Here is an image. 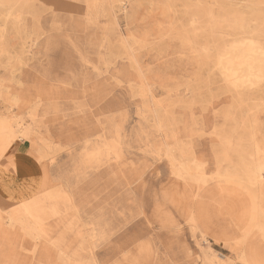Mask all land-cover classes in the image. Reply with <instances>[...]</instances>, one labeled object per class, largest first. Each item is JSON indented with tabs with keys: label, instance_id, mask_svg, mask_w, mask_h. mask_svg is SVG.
Wrapping results in <instances>:
<instances>
[{
	"label": "rangeland",
	"instance_id": "obj_1",
	"mask_svg": "<svg viewBox=\"0 0 264 264\" xmlns=\"http://www.w3.org/2000/svg\"><path fill=\"white\" fill-rule=\"evenodd\" d=\"M0 18V264H264V0Z\"/></svg>",
	"mask_w": 264,
	"mask_h": 264
},
{
	"label": "bare ground",
	"instance_id": "obj_2",
	"mask_svg": "<svg viewBox=\"0 0 264 264\" xmlns=\"http://www.w3.org/2000/svg\"><path fill=\"white\" fill-rule=\"evenodd\" d=\"M10 4H11V2H10ZM9 4V5H10ZM12 5V4H11ZM10 8H12V7H10ZM6 9V8H5ZM3 10V9H2ZM11 10V9H10ZM13 11V10H12ZM4 12H5V10H4ZM3 12V13H4ZM7 12V11H6ZM12 13V12H11ZM7 14V13H6ZM13 14V13H12ZM9 17H11V16H9ZM1 19V18H0ZM11 19V18H10ZM12 20V19H11ZM13 21V20H12ZM8 22V21H7ZM14 22V21H13ZM237 23V22H236ZM2 24V23H1ZM4 24V23H3ZM13 24V23H12ZM10 25V24H9ZM0 26H2V25H0ZM13 26V25H12ZM4 27V26H3ZM3 27L2 28H0V29H3ZM239 27H241L240 25H239ZM17 28H19L18 26H17ZM248 30V29H247ZM1 31V30H0ZM10 31V30H9ZM245 31V30H244ZM234 33V32H233ZM237 33V32H236ZM240 33V32H239ZM7 34V33H6ZM234 35V34H233ZM244 36H246V35H244ZM243 36V37H244ZM3 38V37H2ZM249 37H247V39H248ZM255 38V37H254ZM257 38V37H256ZM233 39H235V38H233ZM259 42V41H258ZM26 47V46H25ZM25 49V48H24ZM24 52V51H23ZM219 60V59H218ZM255 167V166H254ZM255 169H256V167H255Z\"/></svg>",
	"mask_w": 264,
	"mask_h": 264
}]
</instances>
